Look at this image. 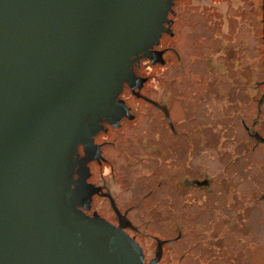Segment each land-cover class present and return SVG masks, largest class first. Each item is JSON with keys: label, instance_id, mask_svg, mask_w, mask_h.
<instances>
[{"label": "flooded vegetation", "instance_id": "af4514ba", "mask_svg": "<svg viewBox=\"0 0 264 264\" xmlns=\"http://www.w3.org/2000/svg\"><path fill=\"white\" fill-rule=\"evenodd\" d=\"M167 19L116 98L121 119L78 148L85 213L146 263H263L264 0H175Z\"/></svg>", "mask_w": 264, "mask_h": 264}, {"label": "water", "instance_id": "95a60500", "mask_svg": "<svg viewBox=\"0 0 264 264\" xmlns=\"http://www.w3.org/2000/svg\"><path fill=\"white\" fill-rule=\"evenodd\" d=\"M174 1L0 0V264H157L86 215L78 148L121 119Z\"/></svg>", "mask_w": 264, "mask_h": 264}, {"label": "crops", "instance_id": "0c3cea01", "mask_svg": "<svg viewBox=\"0 0 264 264\" xmlns=\"http://www.w3.org/2000/svg\"><path fill=\"white\" fill-rule=\"evenodd\" d=\"M256 160L258 162H263L264 161V156H263V152L260 149H257V153H256ZM261 231V235L264 234V224L262 225V227L260 228ZM264 264V262L262 263Z\"/></svg>", "mask_w": 264, "mask_h": 264}, {"label": "rangeland", "instance_id": "374dc122", "mask_svg": "<svg viewBox=\"0 0 264 264\" xmlns=\"http://www.w3.org/2000/svg\"><path fill=\"white\" fill-rule=\"evenodd\" d=\"M257 256V255H256ZM237 259L239 258V260H240V256H238V257H236ZM238 260V261H239ZM255 263L254 264H262V257H261V255L259 254L256 258H255ZM243 264V263H242Z\"/></svg>", "mask_w": 264, "mask_h": 264}]
</instances>
